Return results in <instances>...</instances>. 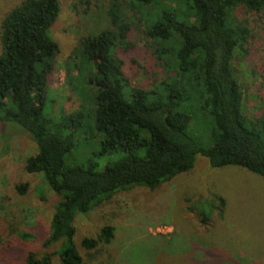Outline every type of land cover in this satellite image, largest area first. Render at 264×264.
Wrapping results in <instances>:
<instances>
[{"label": "trees", "instance_id": "16d2710c", "mask_svg": "<svg viewBox=\"0 0 264 264\" xmlns=\"http://www.w3.org/2000/svg\"><path fill=\"white\" fill-rule=\"evenodd\" d=\"M127 1L123 4L133 16L148 20L142 34L153 43L154 61L126 68L125 56L137 46L133 24L127 19L113 28L123 19L113 5L106 25L83 34L66 64L67 74L77 71L87 86L72 91L74 103L81 95L84 103L58 116L50 111V77L62 56L53 35L60 1L20 0L3 19L0 132L4 135L5 126L18 128L34 145L13 189L23 198L32 189L29 178L39 176L55 199L44 231L26 230L14 217L0 215V264L97 261L104 250H113L116 228L95 224L96 232L83 235L78 245L77 218L107 219L97 212L116 194L138 185L156 189L189 173L198 155L211 168L238 166L264 179V0H175V7L148 12L145 8L157 0ZM98 2L76 0L74 8L78 12L81 3L87 14ZM252 57L255 65L241 68ZM249 74L258 83L256 91ZM77 132L98 143L96 155H122L105 164L94 158L68 163ZM210 198L200 205L186 198L188 211L203 224L214 202L219 217L227 204L222 195ZM162 239L171 244L170 236ZM192 243L193 253L200 252L202 239ZM123 250L107 255L111 264L125 262Z\"/></svg>", "mask_w": 264, "mask_h": 264}, {"label": "rangeland", "instance_id": "374dc122", "mask_svg": "<svg viewBox=\"0 0 264 264\" xmlns=\"http://www.w3.org/2000/svg\"><path fill=\"white\" fill-rule=\"evenodd\" d=\"M19 1L0 0V30L6 13ZM59 1L61 12L53 35L60 42L62 56L50 77V111L56 116L64 109L74 110L84 103L82 95L74 103L72 91L87 86L77 71L67 74L66 64L83 34L106 25L113 5L118 6L119 14H123L122 20L111 24L113 28L127 19L133 24L132 40L136 41L137 46L134 52L125 56L126 68L137 67L140 63L148 66L154 61L152 49L149 51L153 43H147L142 34L148 20L145 18L142 21L139 14L133 16L127 8V0L125 4L123 0H111L117 4L108 5L104 0H98V6L87 14L83 13L85 5L81 3H77L78 12L75 10L76 0ZM177 4L175 0H157V3L145 9L148 12L157 7H166L163 5L175 7ZM253 49L251 47V51ZM254 62L256 59L252 57L240 66L245 69L250 64L255 65ZM247 78L251 88L256 91L258 83L251 74ZM18 131V128L5 126L4 135L0 132V215L10 220L14 217V222H22L26 230L44 231L55 197L42 183L41 177L29 178L32 189L23 198H19L13 189L14 181L20 179V167L24 159L34 151L31 139ZM190 133L194 135L192 131ZM99 149L98 143L84 140L77 132L72 152L74 156L69 157L68 163L80 165L94 158L98 163L105 164L122 155L121 152L96 155ZM213 193L226 199L224 215L219 217L214 202L209 221L203 224L195 213L188 211L186 198L193 201L189 204H207L211 202ZM97 214L108 220L98 221L96 216L77 218L76 241L79 245L83 235L95 233V224L109 223L116 228L111 243L113 250H104L97 261L84 264H111L107 255L113 252L117 256L123 249L125 262L117 260V264H195V261L205 264H240V258L253 264H264V179L238 166L211 168L206 158L198 155L189 173L179 174L153 190L143 185L130 187L116 194ZM162 236H170L169 246L164 245ZM198 239H202L203 243L200 244V252L194 254L192 241L198 243ZM215 253H222V256Z\"/></svg>", "mask_w": 264, "mask_h": 264}]
</instances>
